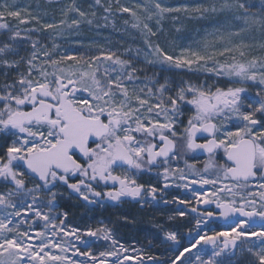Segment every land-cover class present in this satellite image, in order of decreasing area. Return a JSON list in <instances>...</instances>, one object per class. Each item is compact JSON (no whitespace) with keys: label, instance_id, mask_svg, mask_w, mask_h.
Masks as SVG:
<instances>
[{"label":"snow or ice","instance_id":"1","mask_svg":"<svg viewBox=\"0 0 264 264\" xmlns=\"http://www.w3.org/2000/svg\"><path fill=\"white\" fill-rule=\"evenodd\" d=\"M95 4L106 14L98 28L127 13L144 48L97 46L96 54L92 45L62 48L56 38L78 35L96 12L89 19L72 0L62 10L65 18L41 24L16 0H0V264H126L133 258L146 264L143 253L130 252L107 227L69 226L59 201L66 189L87 204H168L164 197L173 188L190 196H173L172 203L186 207L169 219L189 217L192 239L183 245L178 229L158 225L176 254L148 256L151 264H264V54L254 55L256 45L248 42L253 32L264 35V0L258 13L250 0H141L135 6L116 0L115 12L111 3ZM69 13L76 17L69 20ZM171 14L173 20L226 15L235 23L208 33L198 50L174 54L150 39L156 35L151 23L159 26ZM49 29L50 45L33 39ZM259 47L264 52V43ZM193 66L239 86L184 82L174 89L146 71ZM249 83L259 85L255 95L244 86ZM197 153L207 156L199 167L198 160L189 162ZM143 174L156 183L140 182ZM218 221L228 227L212 228ZM101 241L104 249L94 252Z\"/></svg>","mask_w":264,"mask_h":264},{"label":"rangeland","instance_id":"2","mask_svg":"<svg viewBox=\"0 0 264 264\" xmlns=\"http://www.w3.org/2000/svg\"><path fill=\"white\" fill-rule=\"evenodd\" d=\"M122 5L127 6H135L136 3L141 2V0H121ZM166 4L169 5H179V4H204L208 5L213 2V0H164ZM72 0H16V4L21 8H27L28 11L32 13L33 16H39L41 24L42 23H50L53 21L58 22L59 20L65 18L62 15V10L66 9ZM76 5L83 10L80 4V0H75ZM175 15V14H174ZM76 17L75 13H69L68 19ZM196 21V26H192L191 28H181L180 32L176 36V41L173 45L162 44V42H156L161 45V47H166L170 53L179 54L180 50L183 48H190L191 50H198L202 45L205 39H210L207 36L208 33L214 32L217 28H223L228 25L234 24L230 17L226 15H208L203 19L198 18H190L189 16H185L180 14V19L175 20L177 25L184 26L187 21ZM163 20L160 25L157 26L155 21L151 23V27L154 32H158L162 25ZM87 23L82 22L79 28V34L67 35L64 38H56V42L61 45L62 48H71L74 51H83L89 45H92L93 52L90 54H96L95 48L100 46L106 49L105 45L94 40L93 36L89 33L87 28ZM33 27L39 28L40 25L35 24L33 22ZM52 30H45L41 33H33V39H38L41 43L51 44L52 37L50 33ZM141 33V32H140ZM142 35V34H141ZM143 37V36H142ZM144 39V37H143ZM82 41L83 44L76 43H66L65 41ZM248 42L254 43L256 48L254 50V55H262L264 52L260 49L259 45L264 43V35H262L259 31L253 32L248 36ZM140 67H145L143 64H139ZM148 75L155 74V78L159 79L161 83L165 80H169L171 82V86L175 89L176 87L182 85L184 82H190L193 84H207L210 86H219L222 88H226L229 86H239L233 85L231 82L225 78H217L211 74L204 73L203 71H196L195 66H193L192 70L187 68L184 69H163L161 67H147L146 69ZM248 88L249 93L255 94L259 85L249 83L244 85ZM187 114V109H186ZM219 159V157H218ZM200 163H197V166H201L203 160H198ZM191 162H197L191 161ZM182 166V165H181ZM140 179V178H139ZM152 182H148L151 181ZM156 183V178H149L147 180L142 179L141 181L146 183ZM64 198L59 201V205L62 204H70L74 207V213L72 217L69 218L71 223L75 224H85L84 228H97V227H107L112 230L113 236L117 239V241L123 244L126 248L137 249V246H142V243L139 242V237L141 233L144 232L150 233L154 238L160 239L163 241V234L161 232V226L163 228H176L182 234L181 244H183L184 235L186 236V223L189 217L176 218L174 220L169 219L170 217H175L177 213L164 212L158 213L156 216L151 214H144L145 211H140L138 208H115L109 207L106 204L98 203V204H87L86 202H82L81 200H75L79 198H75L74 193H70L68 190L64 189ZM178 192L187 193L190 196V193L184 192L181 189H170L167 193L168 204H172V198ZM175 193V194H174ZM163 203V202H162ZM164 204V203H163ZM99 213L100 215L106 214L105 219L106 223L100 221L99 224L92 226L89 225V222L93 220V218ZM190 226V225H189ZM228 227V225H226ZM166 243V242H164ZM107 242L101 241L96 246L99 250H103ZM168 244V243H166ZM195 252L196 249H193ZM206 251L210 252V248H206ZM146 261V264H151L150 261L143 258ZM126 264H138V262L133 258L130 262H126Z\"/></svg>","mask_w":264,"mask_h":264},{"label":"trees","instance_id":"3","mask_svg":"<svg viewBox=\"0 0 264 264\" xmlns=\"http://www.w3.org/2000/svg\"><path fill=\"white\" fill-rule=\"evenodd\" d=\"M251 3L256 4L257 8L253 9L254 12H259V4L260 0H250ZM109 3L113 5V11L115 12L116 0H101V5L107 6ZM119 3L122 4L121 0ZM81 7L83 11L89 13V19H93L91 17V13L96 12V17L94 18V23L89 25L87 24V28L89 33L93 36L94 40L105 45L106 49L117 50L118 52L123 51L125 48H144V39L138 29H135L131 26V19L127 13L124 14H116L109 16L108 18V26L107 27H97V23L103 25L105 22L101 19L104 15L103 7L96 5L95 0H80ZM172 15H168L165 19H163L160 30L156 32L155 36H152L150 39L156 42H162V44L173 45L176 41V36L180 32L181 28H191L192 26H196V21H187L186 25L180 26L177 25L175 20L172 19ZM125 20H128L129 23L125 24ZM112 21H115V27L112 26ZM197 27V26H196ZM179 29V31H177ZM139 63V62H137ZM251 95H255L250 93ZM222 162V161H221ZM75 198H78L77 195H73ZM81 200V199H75ZM82 201V200H81ZM84 203V201H82ZM59 211L68 212V220L66 223H69V226H76L80 228H84L85 224H75L69 221V218L72 217L74 213V207L70 204H62L59 207ZM106 214L97 215L89 222V225L95 226L99 224L100 221L107 222L105 219ZM183 245H187L189 240L187 235H184ZM192 239V238H191ZM139 242L142 243V246H137V249L143 253L142 258L147 259L148 256H155L160 260H166L175 256L174 248L164 243L160 239L154 238L150 233L144 232L141 233L139 237ZM99 248L95 246L93 251H98Z\"/></svg>","mask_w":264,"mask_h":264},{"label":"flooded vegetation","instance_id":"4","mask_svg":"<svg viewBox=\"0 0 264 264\" xmlns=\"http://www.w3.org/2000/svg\"><path fill=\"white\" fill-rule=\"evenodd\" d=\"M195 155H196V160H203L204 161L207 158L206 154H204V153H197ZM191 161H195V160L190 159L189 162H191ZM139 178H140L139 179L140 182H142V183H146L147 181L143 182V181H141V178L145 179V180H147L149 178L155 179V177L153 175H149V174H143ZM148 182H152V180L148 181ZM154 182H155V180L153 181V183ZM177 195L180 196L181 198H188L189 197V194H187V193L178 192L174 196H177ZM164 199H167V195L164 197ZM102 204H106L109 207H113V209L120 208V207L131 209V208L135 207V208H138L142 212L145 211V212H143L145 215L151 214L154 216H156L158 213H161L162 211L177 213L178 209H183L186 207L184 205H179L178 203L163 204L162 201L155 202L151 205L141 206L140 203H137L136 201H132L130 199H123L122 201H119V202L105 201ZM211 227L216 229V230H221L222 228H226V224L223 221H218V222H214L213 224H211ZM187 238L191 239L192 237L187 236Z\"/></svg>","mask_w":264,"mask_h":264}]
</instances>
